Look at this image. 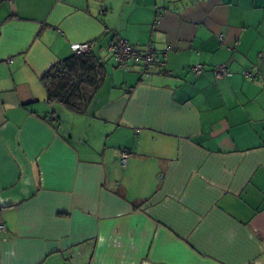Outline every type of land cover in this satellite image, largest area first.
<instances>
[{"label": "crops", "instance_id": "obj_1", "mask_svg": "<svg viewBox=\"0 0 264 264\" xmlns=\"http://www.w3.org/2000/svg\"><path fill=\"white\" fill-rule=\"evenodd\" d=\"M80 42L107 70L84 114L41 82ZM0 220V264H264V0H0Z\"/></svg>", "mask_w": 264, "mask_h": 264}, {"label": "trees", "instance_id": "obj_2", "mask_svg": "<svg viewBox=\"0 0 264 264\" xmlns=\"http://www.w3.org/2000/svg\"><path fill=\"white\" fill-rule=\"evenodd\" d=\"M106 71L105 61L98 52L74 53L53 64L41 77L46 101L84 114Z\"/></svg>", "mask_w": 264, "mask_h": 264}, {"label": "built area", "instance_id": "obj_3", "mask_svg": "<svg viewBox=\"0 0 264 264\" xmlns=\"http://www.w3.org/2000/svg\"><path fill=\"white\" fill-rule=\"evenodd\" d=\"M93 42H80L75 46V53H87L92 50ZM170 47L166 46L158 50L152 42H147L141 48L139 44H131L122 37H116L104 46V51L112 58L117 66L125 67L128 64L139 65L142 68L144 76L150 75V67L156 63L161 69H164ZM9 59L7 62H11ZM203 69L202 63H196L191 66V70L198 75ZM228 67L225 64H218L214 68L216 78L224 77L228 74ZM260 69L252 71L245 69L242 74L245 78L255 79L259 76ZM129 157V150L122 148L118 153V161L121 167H125ZM6 231V225L0 220V240L2 234Z\"/></svg>", "mask_w": 264, "mask_h": 264}, {"label": "rangeland", "instance_id": "obj_4", "mask_svg": "<svg viewBox=\"0 0 264 264\" xmlns=\"http://www.w3.org/2000/svg\"><path fill=\"white\" fill-rule=\"evenodd\" d=\"M56 107L60 106V105H55Z\"/></svg>", "mask_w": 264, "mask_h": 264}]
</instances>
